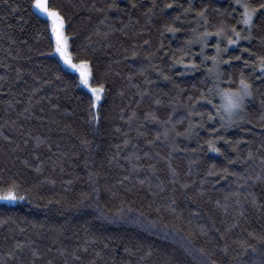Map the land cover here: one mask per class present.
I'll list each match as a JSON object with an SVG mask.
<instances>
[{
    "label": "trees",
    "instance_id": "16d2710c",
    "mask_svg": "<svg viewBox=\"0 0 264 264\" xmlns=\"http://www.w3.org/2000/svg\"><path fill=\"white\" fill-rule=\"evenodd\" d=\"M47 3L90 86L0 0V264H264V0Z\"/></svg>",
    "mask_w": 264,
    "mask_h": 264
},
{
    "label": "snow or ice",
    "instance_id": "6c2138e0",
    "mask_svg": "<svg viewBox=\"0 0 264 264\" xmlns=\"http://www.w3.org/2000/svg\"><path fill=\"white\" fill-rule=\"evenodd\" d=\"M239 3V0H238ZM115 5H109V7H114ZM244 12H243V23L245 25H251L253 16L256 14L257 9L251 7L249 4H243ZM34 7L39 9L43 14L47 15L51 21H52V31L55 36V51L59 53L60 57L64 60V62L68 65H70L72 68L76 69L80 73V81L85 86L89 85V76H90V69H89V62L87 60H81L78 64L72 62L71 54L67 51V36L64 35V18L60 15V13L54 9L49 7L47 0H34ZM167 7H171V5H167ZM259 8L264 9V3L259 5ZM167 31L175 32L177 31L176 28H174L172 25H168L166 28ZM233 32L235 33V36L237 39L240 38V33L233 28ZM219 35V32L217 33ZM229 44L236 43V40L232 39V37L228 38ZM239 58V57H237ZM261 68L264 69V57H261ZM241 87L237 89L235 92L227 93L226 99V110L231 114L235 109H238L242 102L245 95H250L249 88L250 85L245 81H240ZM94 101L99 100V91H102L101 88H92L91 89ZM211 102V101H209ZM210 147H213L210 144ZM215 151H219V149H213ZM0 199H6V200H15L17 199V196L14 194V192L9 189L5 195L0 196Z\"/></svg>",
    "mask_w": 264,
    "mask_h": 264
},
{
    "label": "rangeland",
    "instance_id": "374dc122",
    "mask_svg": "<svg viewBox=\"0 0 264 264\" xmlns=\"http://www.w3.org/2000/svg\"><path fill=\"white\" fill-rule=\"evenodd\" d=\"M33 10H34L37 14H39L41 17H43L44 19H46V20L48 21V23H49V27H50L51 37H52V40H53V43H54V47H55V46H56V42H55V36H54V34H53V31H52V21H51V19H50L47 15L43 14L39 9L35 8V7H34V4H33ZM63 31H64V29H63ZM64 35H65V32H64ZM65 36H66V35H65ZM67 51H68V39H67ZM54 54L56 55V57L58 58V60L60 61V63L62 64V66H63L65 69L70 70V71L75 72L76 74H79V75H80V73H79L76 69L72 68L70 65H68V64H66V63L64 62V60L60 57L59 53H57V52L55 51V49H54ZM72 62H73V61H72ZM73 63H74V62H73ZM77 64H78V63H77ZM0 202H6V203H10V204H12V203H15V200L0 199Z\"/></svg>",
    "mask_w": 264,
    "mask_h": 264
},
{
    "label": "bare ground",
    "instance_id": "6f19581e",
    "mask_svg": "<svg viewBox=\"0 0 264 264\" xmlns=\"http://www.w3.org/2000/svg\"><path fill=\"white\" fill-rule=\"evenodd\" d=\"M228 92V91H227Z\"/></svg>",
    "mask_w": 264,
    "mask_h": 264
}]
</instances>
